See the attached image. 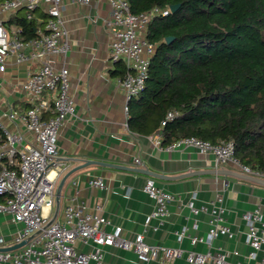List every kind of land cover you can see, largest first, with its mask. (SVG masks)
Instances as JSON below:
<instances>
[{
	"label": "crops",
	"instance_id": "obj_1",
	"mask_svg": "<svg viewBox=\"0 0 264 264\" xmlns=\"http://www.w3.org/2000/svg\"><path fill=\"white\" fill-rule=\"evenodd\" d=\"M63 1L62 17L70 49L66 55L51 60L56 68L66 66L69 70L76 115L63 124L58 136L57 160L63 170L55 184L54 212L61 182L63 186L57 217L62 218L68 205L84 206L91 212H101L110 220L107 230L120 225L124 238L131 239L145 232L150 244L202 253L222 252L232 262L253 263L248 257L251 246L246 241L243 213L257 207L264 209V186L230 174L212 173L213 170H237L230 165L216 166L212 154L195 147L180 145L168 149L158 146L155 138L160 136L161 139L159 131L149 135L131 131L120 86L122 77L114 74L117 62H112L110 56L107 0H92L90 4ZM23 11L26 12L21 9L5 21L10 31L17 25L10 20L16 14L23 15ZM34 15L35 35L26 37L23 33V39L38 37L39 31L45 29L48 17L45 9L37 8ZM38 65V61L17 63L14 57L8 58L6 70L0 72V108L3 111L9 107L20 111L29 107L21 85ZM2 121L10 129L14 128L6 117L3 116ZM27 136L32 138L28 133ZM136 158L140 159L139 163ZM96 176L104 179L105 188L90 184ZM148 177H153L157 185L174 198L168 205V214L162 219L152 218L145 227L146 216L155 208L154 200L144 191ZM220 193L223 194V222L230 227L231 235H221L211 244H193L192 236H207L212 205ZM193 208L198 211L194 212ZM22 228L23 224L15 222L11 214L0 213V236L7 242ZM183 229L186 234L179 241L177 234ZM94 247V243L78 242L82 251ZM101 248L102 264H191L184 256L171 263L144 262L131 250L111 245Z\"/></svg>",
	"mask_w": 264,
	"mask_h": 264
},
{
	"label": "built area",
	"instance_id": "obj_2",
	"mask_svg": "<svg viewBox=\"0 0 264 264\" xmlns=\"http://www.w3.org/2000/svg\"><path fill=\"white\" fill-rule=\"evenodd\" d=\"M79 4H90L92 0H72ZM110 14L106 25L110 30L111 61L123 62L126 73L120 80L125 96V110L129 101L144 88L148 78L151 57L155 44L146 38L149 23L157 16L169 14V8L154 6L141 13L131 10L128 0H107ZM44 8L48 15L45 29L38 37L23 39L24 27L17 24L13 30L6 27L5 21L17 11L24 9L27 20H36L34 11ZM63 0H0V72L7 67L8 58L14 57L17 63L38 61L21 88L29 101L23 111L9 107L0 108V213H9L23 228L7 242L0 236V248L13 246L28 240L18 249L0 251V264H102V246L111 245L135 252L144 262L159 260L171 263L185 257L191 264H241L227 259V254H213L180 247L150 244L145 232L133 238L122 237V227L117 225L109 231L110 220L101 212H91L84 206L68 205L63 216L50 222L54 212L55 184L63 165L58 159V136L60 128L76 115L75 101L71 93L69 70L66 66L56 68L51 58L66 55L70 49L68 31L62 17ZM13 125L7 127L2 117ZM178 116L170 111L161 122V127ZM27 133L32 136L29 138ZM155 142L161 145L160 136ZM180 145L192 146L205 154L215 157L216 166L230 165L238 172L264 179V172L253 170L235 156L232 140L211 143L197 137H184L166 146L168 149ZM137 163L140 162L136 158ZM90 184L105 188L101 176L91 179ZM144 191L154 200V210L145 218V227L152 218L162 219L168 214V205L174 196L158 186L153 177H148ZM101 209V206L97 207ZM202 209L205 210V207ZM197 212V208H193ZM223 194H218L212 205L210 229L207 236H192L191 242H205L221 235H231L230 227L223 221ZM246 241L251 246L248 255L251 264H264V209L257 207L245 211ZM186 230L178 232L181 241ZM78 242L94 243L88 251L78 248ZM261 253V255H259ZM237 254V252H235Z\"/></svg>",
	"mask_w": 264,
	"mask_h": 264
},
{
	"label": "trees",
	"instance_id": "obj_3",
	"mask_svg": "<svg viewBox=\"0 0 264 264\" xmlns=\"http://www.w3.org/2000/svg\"><path fill=\"white\" fill-rule=\"evenodd\" d=\"M128 1L134 13L178 4L148 25L156 46L144 88L128 103L129 129L161 130L165 147L184 137L232 140L237 159L264 172V0ZM25 16L10 22L34 36L36 20ZM125 73L117 62L114 74ZM170 111L178 116L161 127Z\"/></svg>",
	"mask_w": 264,
	"mask_h": 264
},
{
	"label": "water",
	"instance_id": "obj_4",
	"mask_svg": "<svg viewBox=\"0 0 264 264\" xmlns=\"http://www.w3.org/2000/svg\"><path fill=\"white\" fill-rule=\"evenodd\" d=\"M177 7H178V4L172 5L170 9H171V11H174ZM166 40L170 41L171 37H167ZM160 131L161 130H159V134H160ZM212 173H216V174H221V173L230 174V175L236 176L238 178L249 180L251 182H254V183H257L259 185H263L264 186V179L263 178H259V177L248 175V174H244V173H241V172H238V171H233V170H231V171L230 170H228V171L227 170H213ZM62 186H63V182H61V184L59 185V188L57 190V194H56V209H55V212H54L50 222H52L56 218V216L58 214V211H59V199H60ZM27 241L28 240H23L21 243L13 245V246L1 247L0 251L18 249V248L22 247L23 245H25L27 243Z\"/></svg>",
	"mask_w": 264,
	"mask_h": 264
}]
</instances>
